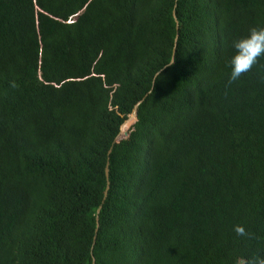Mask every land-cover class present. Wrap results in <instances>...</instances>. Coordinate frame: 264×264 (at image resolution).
I'll use <instances>...</instances> for the list:
<instances>
[{
  "label": "trees",
  "instance_id": "1",
  "mask_svg": "<svg viewBox=\"0 0 264 264\" xmlns=\"http://www.w3.org/2000/svg\"><path fill=\"white\" fill-rule=\"evenodd\" d=\"M252 26L264 0H0V264L264 254V57L225 86Z\"/></svg>",
  "mask_w": 264,
  "mask_h": 264
},
{
  "label": "clouds",
  "instance_id": "2",
  "mask_svg": "<svg viewBox=\"0 0 264 264\" xmlns=\"http://www.w3.org/2000/svg\"><path fill=\"white\" fill-rule=\"evenodd\" d=\"M175 11V10H174ZM178 18V17H177ZM176 20V19H175ZM70 22V21H69ZM179 22V20H178ZM177 24V22H176ZM177 28V27H176ZM179 29H180V23H179ZM179 33V32H178ZM177 35V34H176ZM180 36V34H179ZM176 40V37H175ZM179 40V38H178ZM178 45V42H177ZM175 47V46H174ZM231 47L234 50L233 54L231 55L230 59L227 62V66L230 68L229 73L227 74V81H226V87L231 86L233 83L240 80L241 77H243L245 74L252 71V69L258 64L260 59L264 57V26H252L249 28L247 35L240 36L239 38H235L232 40ZM161 74V71H159L156 75ZM10 88L17 89L19 85L16 83L15 80L11 81L9 84ZM157 91V87H155V84L153 83L151 92ZM138 105L135 106L138 109ZM135 110V109H134ZM134 113V111H133ZM132 115L125 121L124 125L122 126L121 132L116 140L119 138L120 140H128L127 133H122L123 129L126 128L129 129L130 127L134 126L135 121L138 117V111L135 118H132ZM166 110L162 113V119H165L166 116ZM152 120L156 121L159 119H156L153 115L149 116ZM131 120V121H130ZM160 121V120H159ZM129 122V123H128ZM128 123V126L126 127ZM124 127V128H123ZM148 126L146 125L147 129ZM145 129L138 131V134H144ZM144 139L142 143H140L141 147H150L152 145L151 142H149L147 139L145 140V137H141ZM135 142H138L136 139ZM109 162V161H108ZM110 168V167H109ZM105 177H106V171H105ZM106 185H107V177H106ZM111 185V183H110ZM107 187V186H106ZM110 190V189H109ZM106 191V190H105ZM108 197V196H107ZM104 196V201L107 199ZM101 208L98 210V220L101 221L100 212ZM24 222V214L15 213L11 217V224H12V232L18 237V243L24 244L28 249H33V234L30 233H21L20 232V225ZM98 229V224H97ZM97 229H96V236H97ZM234 232L237 236L244 238L247 241H254L259 240L260 237L256 236L255 233H252L248 231L243 225L237 224L234 225ZM101 231V228H100ZM100 234V232L98 233ZM95 236V238H96ZM236 264H264V254H262L259 250L253 252L250 256H247L243 259H237Z\"/></svg>",
  "mask_w": 264,
  "mask_h": 264
},
{
  "label": "water",
  "instance_id": "3",
  "mask_svg": "<svg viewBox=\"0 0 264 264\" xmlns=\"http://www.w3.org/2000/svg\"><path fill=\"white\" fill-rule=\"evenodd\" d=\"M174 18L176 19V22H177V28H176L177 29V35H176V40H175V47H174V50H173V61L171 63L174 62L175 52H176V48H177V42H178V38H179V33H178L179 32V22H178L176 11H174ZM136 114H137V107L134 110L132 118H135ZM122 133H125V128L123 129ZM119 138H121V136ZM119 138H118V140H120ZM110 153H111V151H109V154ZM109 167H110V164L108 162L107 166H106V169H105L106 177H107V187H106V191H105V198L108 196L109 189H110V168ZM100 228H101V221L98 220V229H97L96 239L98 237V233L100 232Z\"/></svg>",
  "mask_w": 264,
  "mask_h": 264
},
{
  "label": "bare ground",
  "instance_id": "4",
  "mask_svg": "<svg viewBox=\"0 0 264 264\" xmlns=\"http://www.w3.org/2000/svg\"><path fill=\"white\" fill-rule=\"evenodd\" d=\"M126 131V130H125ZM97 239H98V237H97ZM97 239H96V241H97ZM94 264H96V261H94Z\"/></svg>",
  "mask_w": 264,
  "mask_h": 264
}]
</instances>
